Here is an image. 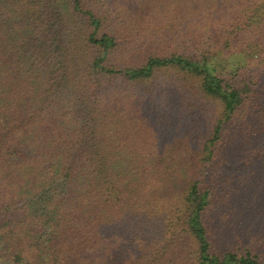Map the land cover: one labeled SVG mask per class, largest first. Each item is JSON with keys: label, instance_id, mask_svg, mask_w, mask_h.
Listing matches in <instances>:
<instances>
[{"label": "trees", "instance_id": "16d2710c", "mask_svg": "<svg viewBox=\"0 0 264 264\" xmlns=\"http://www.w3.org/2000/svg\"><path fill=\"white\" fill-rule=\"evenodd\" d=\"M0 264H264V0H0Z\"/></svg>", "mask_w": 264, "mask_h": 264}]
</instances>
